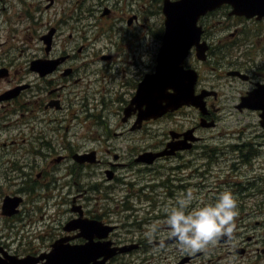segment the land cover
Returning <instances> with one entry per match:
<instances>
[{
    "label": "flooded vegetation",
    "instance_id": "obj_1",
    "mask_svg": "<svg viewBox=\"0 0 264 264\" xmlns=\"http://www.w3.org/2000/svg\"><path fill=\"white\" fill-rule=\"evenodd\" d=\"M10 1L0 0V264H230L236 253L243 257L242 264H264V175L234 179L242 173L238 163L231 175V167L223 163L224 149L210 146L206 142L214 137L200 134L219 125L223 95L228 91L234 111L257 114L260 129L255 140L264 143V98L253 94L264 93V0H242L240 9L229 0L214 7L211 0H83L92 3L76 14L54 19L48 32L40 35L47 54L62 25L71 23L81 33L100 31L93 40L107 32L110 48L117 33L126 43L127 34L155 32L161 43L150 70L143 71L134 56V62L127 56L128 65H138L137 74L96 76L90 83L88 76L69 64L83 54L35 55L16 63L25 49L34 48L32 43L20 44L17 19L2 18ZM54 3L50 0L47 8ZM175 5L183 18L181 30L188 27L183 16L198 12L197 19L189 16L192 45L182 63L191 71L182 76L193 77L189 89L198 105L183 104L161 115L145 116L149 99L137 98L157 69L169 31L168 15ZM92 43L81 44L78 52ZM38 60L56 65L43 73L35 66ZM97 60H105L108 70L114 61L115 66L124 61L102 48L90 63ZM93 81L101 89L93 86L89 93ZM168 92L174 89L169 87ZM186 110L194 122L184 128ZM91 114L94 132L86 129ZM155 123L164 124L161 132L152 129ZM89 142L94 145L88 146ZM155 144L159 146L153 149ZM249 144L231 148L242 163L254 166L258 151L251 149L256 143ZM149 156H155L152 162L143 159ZM140 171L145 175L137 174ZM164 173L168 177L162 184L151 178ZM222 174L227 183L205 187L210 177ZM160 189H164L162 199ZM189 189L196 197L189 211L214 204L224 191L236 195L240 211L233 238L190 255L162 227L149 243L148 227L162 223L180 194ZM93 191L100 200L87 196ZM108 197L119 205L112 207ZM161 239L164 247L159 246Z\"/></svg>",
    "mask_w": 264,
    "mask_h": 264
},
{
    "label": "rangeland",
    "instance_id": "obj_2",
    "mask_svg": "<svg viewBox=\"0 0 264 264\" xmlns=\"http://www.w3.org/2000/svg\"><path fill=\"white\" fill-rule=\"evenodd\" d=\"M67 2H63L62 0H55V3L52 5V8H47L48 4L50 3V0H13L7 3L6 11L3 12L2 18L6 19H17L18 23V38L20 41V44H24L25 46L29 43H32L34 50L28 51L27 49L24 50L23 55H19V59L17 60V64H20L22 60H28L31 57L35 55H39L40 57H52V56H59L64 52H72L77 56L76 54H83L78 55V57H75L73 60L69 62V64H72L79 68V74H82L83 76H88L89 83L91 80H94L96 76H122V73H127V76H134L138 73V65L132 66L128 65L129 63H126V58L124 57H130V60L134 62V59L132 57H135V61L143 67V71L150 70L154 67V61L156 60V56L159 51V47L161 43L159 42V35L155 32H139L136 34L137 36H127L129 37V40L126 41V43L122 40L120 35L117 33L115 34V40L116 44L113 48L109 47V37L107 35V32L103 33L101 36L97 37L96 40H93L95 34H99L100 31H97L96 29L87 31L85 33H81L80 29H73L72 23L70 25H62V28L60 31H58V35L55 37L54 41V47L50 54H47L45 50V42L40 38V35H43L48 32L51 23L54 22V19L61 20L64 14L66 16H70L71 14H76L79 12V8L83 7L86 8L89 6L92 1H88L87 3H84L83 0H66ZM71 8V11H70ZM20 15L23 16V19L20 17ZM106 23L110 21V17L105 18ZM71 29V30H70ZM71 31H73V36L70 37ZM32 35V39L28 40V36ZM132 40H134L132 42ZM93 43L88 47L87 50H84L83 52H78V47L81 44H84L86 42ZM102 48L103 52L111 51L116 56H118V59L124 60L123 62H120L118 65L115 66L116 61H114L112 64V68L110 70L105 69V60H97L94 63H90L92 60V57L96 55L97 49ZM99 54L97 57L99 58ZM86 63H84V61ZM107 61V60H106ZM26 66V64H25ZM125 68L126 71H123L122 68ZM128 69H127V68ZM59 74V72H57ZM100 74V75H99ZM116 83V81H114ZM101 84V83H100ZM93 86H96L98 90H100V86L97 82H92V86H90L87 90V92L91 93ZM78 89V87L76 86ZM80 89L84 90L85 87L80 85ZM106 91L103 90L101 94H105ZM232 93L225 91L223 95L222 105L223 110L219 114V125L217 127L213 128H205L200 131V134L205 136L206 138L214 137V139H209L207 141V144H210V146L213 147H220L224 149V155L222 156L225 161L223 163H227L229 167H231L230 173L231 175L235 172V169H232V167L238 163L239 167L238 170L242 169V173L240 176L235 174L233 177L234 179H239L246 181L248 178H253L255 175H264V143L262 145L258 142L260 140H255V133L259 132L260 125H259V117L255 112H238L234 111L232 108V101H234V98H230ZM100 110V109H99ZM190 113V110H186L183 115V125L184 128H187L191 126L194 122V120L191 118L190 115L187 113ZM104 114L108 115V109L104 110ZM197 117L195 113H193ZM94 114H91V116L86 120V129L88 132H94L97 130L96 125L94 124ZM164 126L163 123H155L152 125V129L159 130L160 127ZM160 131V130H159ZM161 132V131H160ZM155 139H152V142H154ZM243 142H247L248 147H251L256 143V145L252 146L251 149H256L258 151V155L254 160V166H251L247 163H242L240 159L236 158V154L238 153L236 150L231 148L233 145H239ZM93 142H89L88 146H93ZM159 145L155 144L152 145V148H157ZM151 157V156H150ZM144 160L149 161L148 157L143 158ZM201 162L203 160H200ZM43 163V161H41ZM164 165L163 161L159 162L158 166L161 168ZM137 167H141L138 165ZM158 167V168H159ZM227 167H225L226 169ZM218 170V169H216ZM145 171H140V173H137L139 175H145ZM236 173V172H235ZM239 173V172H237ZM237 175V176H236ZM168 177V173H164L158 177H151L152 179H158V183L162 184L164 180H166ZM231 177V176H230ZM212 180H210L209 184H206L205 187H209L210 189H215V187H220L222 184L227 183L224 182L226 176L224 174L219 175L216 179H214V176L210 177ZM209 178V179H210ZM254 187V186H253ZM257 186H255L254 189H256ZM218 189V188H216ZM164 189H160L161 199L165 197L163 193ZM213 193V191H211ZM98 193L96 191L88 192L87 196L91 198V201H97L100 200L99 198H96L95 196ZM122 195H125V192L121 191ZM217 195V193H215ZM116 197L122 198L120 193L116 194ZM236 197V195H235ZM109 200L113 201L111 204L112 207H116L119 205V202L115 198L108 197ZM253 200V199H252ZM254 201V200H253ZM118 210V209H117ZM240 211V209H238ZM120 214V212H119ZM121 216V214H120ZM239 217V216H238ZM236 257H232V259H235L234 262L230 264H242V259L238 253H236ZM245 259V258H244ZM249 259V258H248ZM247 258L245 261L247 262ZM246 264H251V262H247Z\"/></svg>",
    "mask_w": 264,
    "mask_h": 264
},
{
    "label": "water",
    "instance_id": "obj_3",
    "mask_svg": "<svg viewBox=\"0 0 264 264\" xmlns=\"http://www.w3.org/2000/svg\"><path fill=\"white\" fill-rule=\"evenodd\" d=\"M219 1L226 0H211V7H214ZM229 1L233 2L237 8H241L242 0ZM194 11H196V9H194ZM170 12L171 13L168 15L169 31L166 33L165 43L159 53L157 69L151 75L149 83L145 82L146 85L142 87L140 97L137 98L140 99L144 96L149 99L145 110L147 116L161 115L165 111H168V109H176L183 104L198 105L196 97L192 96V91L190 92L189 89L194 82L192 81L193 77L182 76V74L190 72L186 71L182 66L189 48L192 45V40H190L192 35L190 31L192 29V23L189 22V16L195 15V19H197L198 12L196 11L194 14L188 13V15L183 16L185 24H187L190 29L185 27L183 32L178 29L183 18L177 14L176 5L172 7ZM182 35L184 39L180 41L179 37ZM47 36L48 34L44 38H47ZM55 65V61L53 63L46 60H38L35 62V66L43 73L53 70ZM172 78H174V80H172ZM179 83L182 84V87H179ZM169 87H172L174 92L169 93ZM253 94H261L262 98H264V93L262 91H254ZM253 107L258 108L262 106ZM155 156H160V153L155 154ZM155 156L151 158L149 156V162H152Z\"/></svg>",
    "mask_w": 264,
    "mask_h": 264
},
{
    "label": "clouds",
    "instance_id": "obj_4",
    "mask_svg": "<svg viewBox=\"0 0 264 264\" xmlns=\"http://www.w3.org/2000/svg\"><path fill=\"white\" fill-rule=\"evenodd\" d=\"M196 199L191 189L181 193L162 223H153L145 235L149 243L162 227L169 229V238L177 247L190 255L206 252L209 246H215L222 239L233 238L236 219L239 216L238 202L231 191L220 193L214 204L201 207L190 206ZM160 247L165 246L163 239L158 241Z\"/></svg>",
    "mask_w": 264,
    "mask_h": 264
},
{
    "label": "bare ground",
    "instance_id": "obj_5",
    "mask_svg": "<svg viewBox=\"0 0 264 264\" xmlns=\"http://www.w3.org/2000/svg\"><path fill=\"white\" fill-rule=\"evenodd\" d=\"M178 29L180 30V31H182L183 32V30H181L179 27H178ZM179 39H180V41H183V39H184V36L182 35V36H180L179 37ZM187 75H188V73H186Z\"/></svg>",
    "mask_w": 264,
    "mask_h": 264
}]
</instances>
